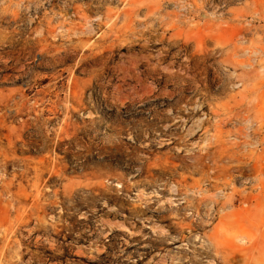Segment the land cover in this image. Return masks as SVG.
Masks as SVG:
<instances>
[{
  "label": "rangeland",
  "instance_id": "rangeland-1",
  "mask_svg": "<svg viewBox=\"0 0 264 264\" xmlns=\"http://www.w3.org/2000/svg\"><path fill=\"white\" fill-rule=\"evenodd\" d=\"M0 152L1 264H254L264 0H0Z\"/></svg>",
  "mask_w": 264,
  "mask_h": 264
},
{
  "label": "bare ground",
  "instance_id": "bare-ground-1",
  "mask_svg": "<svg viewBox=\"0 0 264 264\" xmlns=\"http://www.w3.org/2000/svg\"><path fill=\"white\" fill-rule=\"evenodd\" d=\"M223 1V0H222ZM215 10V8H213ZM211 14V13H210ZM88 27V26H87ZM90 32V30H89ZM76 93V92H75ZM199 107V106H198ZM92 115V114H91ZM20 119V118H19ZM200 122V121H199ZM198 123V122H197ZM195 124V123H194ZM191 125V124H190ZM259 125V124H258ZM36 127V126H35ZM51 128V127H50ZM66 128V127H65ZM189 128V127H188ZM53 129H55L53 127ZM60 129V128H59ZM74 129V128H73ZM239 129V128H238ZM252 129V128H251ZM79 130V129H78ZM199 130V129H198ZM241 130V129H240ZM187 131V130H186ZM259 131H261L259 129ZM54 132V131H53ZM192 132V131H191ZM195 133V131H193ZM192 132V134H193ZM73 134V133H72ZM247 135V134H246ZM72 136V135H71ZM191 136V134L189 135ZM248 136V135H247ZM54 137V136H53ZM247 139V138H246ZM245 139V140H246ZM257 139V138H255ZM7 140L9 141V143L11 142V139L8 137ZM237 140V139H236ZM17 141V138H16ZM60 141V140H59ZM32 142V141H31ZM193 144V143H192ZM255 144V143H254ZM259 144V143H258ZM196 145V144H195ZM251 147V145H250ZM246 150V149H245ZM206 151V150H205ZM254 154V153H253ZM259 154V153H258ZM2 153L0 152V167L2 169L6 168V166L8 165V163H10V159L9 157H3L1 156ZM4 155V154H3ZM252 155V154H251ZM257 155V154H256ZM5 156V155H4ZM260 156V154L258 155ZM2 157V158H1ZM254 157V156H253ZM256 157V156H255ZM221 158V157H220ZM249 162V161H248ZM259 162H257L258 164ZM248 165V164H247ZM250 165V164H249ZM259 165V164H258ZM16 169V168H15ZM35 170H37V168H34ZM251 170V169H250ZM249 170V171H250ZM36 172V171H35ZM51 172V171H50ZM14 173V172H13ZM25 174V173H24ZM2 176V174H0V177ZM36 179H39V175H37L36 173ZM32 178V177H31ZM35 179V180H36ZM260 179V178H259ZM10 182L13 181H9V182H5V180L3 179L0 180V264L2 263V260L7 256V254L9 253L10 248L13 246V240H11V238H8L6 233L9 231V225L7 226V224L10 221V214L8 211V203H4L5 201L3 200V195L6 192L10 193V197L15 199L17 204H19V206H26V202H28L29 200H31L32 202L30 203L29 206V212H25V213H21L19 209L16 208L15 210V216L14 218L16 219V221H20V222H24L25 224L31 222V219H34V224L33 226L31 225V227L28 229L29 234L32 232H36L40 229V225L42 224V222H44V218H45V206L42 204H39V202H41V199L44 197V194H42L41 192H28L26 190L23 189H19V190H15V191H10L9 189V184ZM15 183V182H13ZM18 183V182H17ZM21 183V182H20ZM16 184V183H15ZM19 184V183H18ZM28 184V183H27ZM60 184V182H59ZM17 185V184H16ZM20 185V184H19ZM24 185V184H23ZM31 185V184H30ZM34 186V184H33ZM37 186V185H35ZM41 186V185H40ZM5 188V189H4ZM26 188V187H24ZM28 188V187H27ZM33 189V188H32ZM46 189V188H45ZM50 189V188H49ZM48 189V190H49ZM61 189V188H60ZM74 189V188H73ZM36 190V189H35ZM47 190V189H46ZM61 191V190H60ZM49 192V191H48ZM220 192V191H219ZM218 192V193H219ZM222 192V190H221ZM228 193V192H227ZM217 194V193H216ZM237 194V193H236ZM51 195V194H49ZM238 195V194H237ZM66 196V195H65ZM217 197V196H216ZM237 198V197H235ZM46 200V199H45ZM235 200V199H234ZM233 201V200H232ZM234 203V201H233ZM208 205V204H207ZM211 206V205H210ZM208 207L211 209V207ZM214 207V206H213ZM207 208V207H206ZM207 208V209H208ZM208 212V211H207ZM53 215V214H52ZM50 217V216H48ZM53 216L50 217L51 220H53ZM59 218V217H58ZM49 219V218H48ZM200 224V223H199ZM201 225V224H200ZM24 229V228H23ZM27 230V229H26ZM14 231V230H13ZM33 234V233H32ZM38 234V233H37ZM200 234V233H199ZM31 235V234H30ZM36 236V234H35ZM39 235H37L36 237H38ZM44 236V235H43ZM199 236V235H198ZM30 237V236H29ZM202 237V236H201ZM32 238V237H31ZM34 238V237H33ZM198 238V237H197ZM213 240H217V233L214 232L212 234L211 237ZM36 239V238H35ZM39 239V238H37ZM36 239V241H37ZM203 239V238H202ZM201 239V240H202ZM224 239V238H222ZM27 240V239H26ZM29 240V238H28ZM255 240V241H253ZM30 241V240H29ZM35 241V240H34ZM33 241V242H34ZM41 241V240H40ZM56 241V240H55ZM218 241V240H217ZM244 241V240H243ZM251 241H253V246H251V250H247L245 253L248 255V257L253 261L254 264L262 262L264 260V234L261 235L260 238H252ZM28 242V241H27ZM32 242V241H31ZM52 242V241H51ZM218 242H221V240H219ZM38 243L40 244V242L38 241ZM92 243V242H91ZM200 243L202 244L203 242L200 241ZM207 242H204V244ZM32 244V243H31ZM54 244V242H53ZM52 244V245H53ZM200 244V246H201ZM22 246V245H21ZM29 247V245H27ZM36 246V245H35ZM50 246V245H49ZM91 246V245H90ZM38 247V246H37ZM54 247V246H53ZM85 247V246H84ZM203 247V245H202ZM205 247V246H204ZM208 247V245H207ZM16 248V247H14ZM44 248V247H42ZM199 248V247H198ZM21 249V248H19ZM40 249V248H39ZM51 249V248H49ZM82 249V248H81ZM79 249V250H81ZM213 249V248H212ZM78 250V249H77ZM78 250V251H79ZM214 250V249H213ZM13 251V249H12ZM19 251V250H18ZM216 251V250H215ZM81 252V251H80ZM79 253V252H78ZM213 253V252H212ZM219 253V252H218ZM217 253V254H218ZM15 255V254H14ZM25 255V252L22 253V258ZM31 256V255H29ZM18 258V257H17ZM217 259V256H216ZM221 259V258H220ZM18 260H8L6 263L7 264H18ZM210 260V259H209ZM23 261V260H22ZM28 261V260H27ZM26 261V262H27ZM33 261V260H32ZM214 261V259H213ZM24 263V262H23ZM29 263V262H28ZM210 264V263H209Z\"/></svg>",
  "mask_w": 264,
  "mask_h": 264
}]
</instances>
